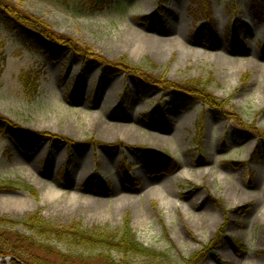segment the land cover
I'll return each instance as SVG.
<instances>
[{
  "label": "rangeland",
  "instance_id": "374dc122",
  "mask_svg": "<svg viewBox=\"0 0 264 264\" xmlns=\"http://www.w3.org/2000/svg\"><path fill=\"white\" fill-rule=\"evenodd\" d=\"M8 1L105 64L124 57L172 83L210 81L228 108L144 91L131 74L70 51L48 62L0 25V115L46 135L27 152L0 132V183L35 192L0 191V217L39 212L55 227L107 231L127 222L172 264L199 251L194 264H264V18H254L250 0H110L97 9L82 0ZM148 37L170 43L156 55ZM28 71L39 75L31 96L20 79ZM161 153L172 171L154 162ZM33 238L63 253H100Z\"/></svg>",
  "mask_w": 264,
  "mask_h": 264
},
{
  "label": "trees",
  "instance_id": "16d2710c",
  "mask_svg": "<svg viewBox=\"0 0 264 264\" xmlns=\"http://www.w3.org/2000/svg\"><path fill=\"white\" fill-rule=\"evenodd\" d=\"M82 1L84 6L88 3L86 8L90 9L104 8L106 3L111 2L110 0ZM249 8L255 19L261 20L264 18V0H250ZM0 25L4 27L6 32L14 35L23 48L42 53L48 62H56L62 58L65 52L70 51L82 60L100 63L108 67L110 73L126 72L127 74H131L144 91L151 89L160 90L162 93L182 101L206 105L217 113L227 111V101L217 99L209 91L210 81L190 79L184 82L172 83L167 81L165 76L155 77L152 74L146 73L140 67L129 65L127 59L124 57L119 58L115 62L105 64V61L97 60V57L92 55L88 48L79 47L73 40L54 33L44 21L22 11L8 0H0ZM200 30H202L200 32L206 37L208 29L202 27ZM38 77L39 75L36 72L31 71L23 73L20 76L25 92L29 96L36 94L38 90ZM251 128L258 136H261L259 130H256L253 126ZM0 132L27 152L32 149L34 138L46 136L45 134L41 135L20 128L1 115ZM261 137L264 140V135ZM102 146L108 148L106 145ZM142 151L146 154H151L146 148L142 149ZM157 155L156 158H159L157 160L155 158L154 162L157 164L161 163L164 166L166 164L167 169L165 171H172L175 163L164 153ZM146 158L148 159V157ZM22 189L29 190L32 195H35L34 190L24 182L8 181L0 183V191ZM17 227L22 228L28 234L19 233L15 230ZM33 236H38L50 243H65L72 249H99L100 253L88 257L72 253V251L63 253L57 248H53V246L37 242ZM216 240L217 237L206 245L204 249L207 250L211 245L216 244ZM34 251L48 254L59 264H87L94 261H98V264H172L166 254L155 252L138 242L127 222L120 231H107L96 226L86 229L77 224H73L70 227H55L43 220L39 212L19 220L1 216L0 259L6 257L9 259L7 263L3 264H55L54 261L40 260ZM112 253L120 257L119 261H115L112 258ZM204 253V251L194 253L183 264H194ZM137 259L144 260L137 262Z\"/></svg>",
  "mask_w": 264,
  "mask_h": 264
},
{
  "label": "bare ground",
  "instance_id": "6f19581e",
  "mask_svg": "<svg viewBox=\"0 0 264 264\" xmlns=\"http://www.w3.org/2000/svg\"><path fill=\"white\" fill-rule=\"evenodd\" d=\"M152 45H153V50L155 51V54L156 55H161L162 51L161 50V46H164L165 44L167 43H170L169 40H160L158 38H151V37H148L146 38Z\"/></svg>",
  "mask_w": 264,
  "mask_h": 264
},
{
  "label": "water",
  "instance_id": "95a60500",
  "mask_svg": "<svg viewBox=\"0 0 264 264\" xmlns=\"http://www.w3.org/2000/svg\"><path fill=\"white\" fill-rule=\"evenodd\" d=\"M0 262H1V259H0Z\"/></svg>",
  "mask_w": 264,
  "mask_h": 264
}]
</instances>
